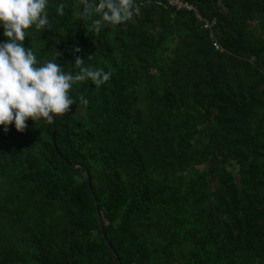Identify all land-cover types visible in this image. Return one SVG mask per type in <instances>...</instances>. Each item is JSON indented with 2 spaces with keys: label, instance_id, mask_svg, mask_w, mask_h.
<instances>
[{
  "label": "trees",
  "instance_id": "obj_1",
  "mask_svg": "<svg viewBox=\"0 0 264 264\" xmlns=\"http://www.w3.org/2000/svg\"><path fill=\"white\" fill-rule=\"evenodd\" d=\"M187 1L215 24L134 0L97 33L82 10L72 73L79 56L112 76L73 86L59 153L43 119L0 125V264H264V0ZM80 4L48 0L52 28L26 30L37 66L70 73Z\"/></svg>",
  "mask_w": 264,
  "mask_h": 264
},
{
  "label": "clouds",
  "instance_id": "obj_2",
  "mask_svg": "<svg viewBox=\"0 0 264 264\" xmlns=\"http://www.w3.org/2000/svg\"><path fill=\"white\" fill-rule=\"evenodd\" d=\"M83 13L99 16L92 21L91 31L100 32L105 26H115L129 21L134 13V0H80ZM48 0H0V24L8 39L0 43V125L4 132L13 124L18 132H25L26 121L35 123L43 119L52 124L56 117L70 111L74 100L70 90L78 82L91 80L97 88L108 82L111 71L85 67L84 60L75 58L79 73H65L56 59L37 66V58L30 48L24 47L26 30L51 29L45 11ZM64 4L57 8L64 15ZM30 35V33H29ZM80 51L79 49L76 50ZM91 59V56L89 57ZM87 107L88 99L79 97Z\"/></svg>",
  "mask_w": 264,
  "mask_h": 264
},
{
  "label": "water",
  "instance_id": "obj_3",
  "mask_svg": "<svg viewBox=\"0 0 264 264\" xmlns=\"http://www.w3.org/2000/svg\"><path fill=\"white\" fill-rule=\"evenodd\" d=\"M81 15H82V7H81V4H80V9H79V17H78V25H77V29H76V33H75V37H74V40L72 42V45H71V49H70V58H69V67H70V73H72V68H73V57H74V47H75V41H76V38L80 32V25H81ZM71 91V90H70ZM70 95V93H69ZM51 141H52V144L54 145V148H55V151L57 153H59L58 151V148L56 146V142H55V122L52 123V138H51ZM65 161L70 164L72 167H76V166H79L80 163H71L70 161H68L66 158H64ZM87 182H88V186L91 190V192L93 193V188H92V185H91V180H90V176H89V173L87 172ZM94 198L96 199V197L94 196ZM96 209H97V213H98V217H99V220H100V225H101V228L103 229V224H102V220H101V213H100V210H99V207L96 206ZM103 236L106 237V234L105 232L103 231ZM108 242V245L113 249V246L111 244V242L109 240H107Z\"/></svg>",
  "mask_w": 264,
  "mask_h": 264
},
{
  "label": "built area",
  "instance_id": "obj_4",
  "mask_svg": "<svg viewBox=\"0 0 264 264\" xmlns=\"http://www.w3.org/2000/svg\"><path fill=\"white\" fill-rule=\"evenodd\" d=\"M167 3L171 6H173L175 9H186V10H193L195 13V16L201 21V24L204 28H211L215 24L214 19H207L202 17L196 7L187 0H166ZM213 45L215 48H220L219 43L217 40H213Z\"/></svg>",
  "mask_w": 264,
  "mask_h": 264
},
{
  "label": "rangeland",
  "instance_id": "obj_5",
  "mask_svg": "<svg viewBox=\"0 0 264 264\" xmlns=\"http://www.w3.org/2000/svg\"><path fill=\"white\" fill-rule=\"evenodd\" d=\"M226 165H227V167L231 168L233 170L234 174L237 176L236 166L233 165L231 161H229L228 163H226ZM199 167H201V165H199Z\"/></svg>",
  "mask_w": 264,
  "mask_h": 264
}]
</instances>
